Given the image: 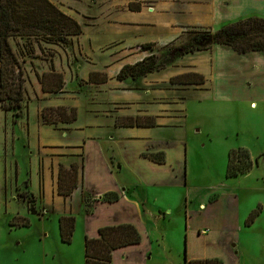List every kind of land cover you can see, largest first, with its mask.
<instances>
[{"label":"rangeland","instance_id":"374dc122","mask_svg":"<svg viewBox=\"0 0 264 264\" xmlns=\"http://www.w3.org/2000/svg\"><path fill=\"white\" fill-rule=\"evenodd\" d=\"M49 2L77 21L82 35L70 38L65 47L48 45L34 37L8 39L22 70L24 92L19 111L6 112L0 106V264H84L79 235L90 225L81 209L80 191L70 201L72 216L78 227V234L74 238L73 233L70 245H64L59 240L58 220L54 217L42 220L39 218V214L43 215L42 208L35 206L38 215L35 216L27 211L25 205L40 201L41 193H36V169L38 173L44 169L54 172L59 165L68 167L72 163L82 167L79 172L84 174L83 190L90 199H98L100 203L104 196L100 192L120 190L130 183H139L145 191L146 205L166 212V219L158 223V231L156 226H147L146 230H142L140 244L128 250L129 256L125 260H120V255H116L115 264H186L184 259L188 261L190 258H217L222 264H264V155L260 156L263 152H256L262 149L261 144L264 143V109L260 110L258 106L256 111H250L248 100L241 102L245 103L244 107L237 106L236 94L231 90V85L241 79V69L246 68L248 63L239 60L238 56L230 57L224 52L215 55L213 51L201 52L195 58L191 55L180 58L176 64L194 62L196 69L205 74V89L185 91L187 89L184 88L190 86L175 85L177 92H174L175 98L169 112L160 107L157 111L155 106V109H151L150 103L166 102L165 97H160L164 100L145 97L141 90L150 89L149 85L142 87L135 81H118V87L114 84L122 66L134 64L151 53L161 58L164 56L166 45L156 44L153 52H143L140 44L134 40L138 36H158L168 18L129 11V6L133 10L154 9V3L158 0ZM168 6L176 9L180 5L173 2ZM196 8L193 10L200 12H196L192 19L199 20V17L212 12L209 4L197 5ZM226 11L223 10L229 13ZM232 15L223 13L220 16L225 21L222 26L233 23ZM135 22H145L147 25L128 26ZM199 28L216 31L220 26H189L172 43L185 42L186 34ZM212 57L216 59L212 60ZM43 72L61 75L65 85L61 99L43 98L39 83ZM91 72L98 74L97 80L104 74L105 83L109 85L101 87L99 85L102 84L89 83ZM261 85L264 87L262 78L254 79L253 83L248 80L245 97L249 93H257ZM137 93L142 94L141 102L136 101ZM144 101H148V104ZM57 103L74 104L77 114L74 128H68L73 123L43 127L45 124L40 117L42 109ZM125 117H151L156 127H160L158 123L163 125L165 122L171 127L154 128L146 134H137L141 138L134 142L126 138L118 140L132 133L130 129H116L120 127L115 126V121L119 118L124 122L122 119ZM94 125L99 126L90 127ZM106 130L116 142L100 145L96 140H85L90 135H102ZM68 142L74 145H65ZM180 145L182 150L187 149V158L185 156L184 159L187 183L176 193L165 194L162 192L166 189L163 184L152 185L150 181L164 183L166 178L141 176L144 165L137 155L154 151L170 154L174 156L172 164L175 171L180 173L184 164L180 159ZM101 148H104L105 154H112V161H123L121 168L118 171L113 169L115 172L111 175L103 168L105 157L99 152ZM238 149L245 150L252 162L257 161V165L254 164L244 176L227 179L228 154L230 150ZM139 174L141 177L137 176ZM10 193L12 199L9 198ZM214 193L223 195L222 199L219 198L226 214L221 215L223 230L218 229V208L215 211L212 209V212L206 207L199 209L204 196ZM215 194L210 201L216 199ZM88 196L82 198L84 206ZM126 198L131 200L136 197L127 194ZM68 202L54 204L55 211L62 214L63 210L67 212ZM88 202L91 203L90 200ZM257 209L258 217L246 227L248 216ZM103 213L106 215L107 212L99 211L93 219L101 218ZM18 217L27 220L28 227H10V222ZM132 217V213H127V219ZM197 229H200V233Z\"/></svg>","mask_w":264,"mask_h":264},{"label":"trees","instance_id":"16d2710c","mask_svg":"<svg viewBox=\"0 0 264 264\" xmlns=\"http://www.w3.org/2000/svg\"><path fill=\"white\" fill-rule=\"evenodd\" d=\"M130 12H139L140 9H131ZM82 35L80 24L57 9L49 0H0V106L6 112L20 110L23 101V74L19 68L15 55L12 53L8 39L12 38H40L48 45L65 47L69 39ZM185 42L171 43L165 46L164 56L159 57L155 53L144 57L132 65H124L116 75V80L135 81L145 78L149 74L164 70L186 55L196 52L208 51L214 45L230 48L236 54L262 53L264 55V18L249 16L239 21L224 25L216 31L211 29H198L187 33ZM143 52H153L155 43L140 46ZM17 70V73H15ZM98 74L91 73L88 82L103 84L106 76L102 75L97 80ZM41 90L46 94L61 93L64 82L60 74L55 72L45 73L39 79ZM172 85L199 87L205 84V79L196 73H188L176 76L170 80ZM41 121L45 125L55 126L72 124L76 121L77 114L74 108L56 107L45 108L41 112ZM124 122L118 118L115 126L120 128H155L156 124L151 117H125ZM151 162L163 165L162 153L145 155ZM249 154L242 149L233 150L228 154L225 177L236 179L250 172L253 165ZM77 164L72 163L68 168L59 167L57 177V194L64 198L69 197L78 188L81 172ZM80 174V175H79ZM79 176V177H78ZM119 199L116 193H106L102 203L112 204ZM90 198L86 199L85 207L89 212ZM28 204V212L37 215ZM259 210L250 213L245 226H250L258 217ZM59 240L64 245H70L75 228V219L72 216L60 217L57 221ZM10 227H28V222L22 218H16L10 222ZM141 237L132 225L107 226L98 230V237L94 239L84 238L83 259L84 264H112L113 252L140 244ZM186 264H222L218 259L189 260Z\"/></svg>","mask_w":264,"mask_h":264},{"label":"crops","instance_id":"0c3cea01","mask_svg":"<svg viewBox=\"0 0 264 264\" xmlns=\"http://www.w3.org/2000/svg\"><path fill=\"white\" fill-rule=\"evenodd\" d=\"M173 2L178 3V5H180V6H178L176 9L170 8L168 5L170 3H173ZM207 4H209L210 7L212 8V12L205 14V16L199 17V20L195 19V18L192 19V17L196 16L195 15V14H197L196 12H200V10L198 11V10H193V9H195L197 5H207ZM154 5H155L154 9L140 10L139 13L146 14V15L155 14L157 16H164V17H167L168 20L164 21L165 22L164 30H162L158 34V36L149 37V38H142L141 36H138L137 39L134 41H135V43L138 42L140 44V46L143 44H148V43H155L157 45L170 44L174 40H176V38H178V36L181 35L182 31L185 28H187L189 26H195V27L200 26V27H211V28L216 27V26L221 27L222 24L225 22L224 19L220 18V16H222L223 13L226 15H232L233 14L232 15L234 17L233 22L239 21V20L244 19V18L249 17V16H256V17L264 18V0H175V1L158 0V2H155ZM167 6L169 7L170 10L167 8ZM224 9L227 10L226 12H229V13L223 12ZM136 13H138V12H136ZM196 18H198V17H196ZM210 20H213V22H209ZM217 22L219 24H217ZM209 23L212 25L210 26ZM227 24H230V23H227ZM141 25H147V24H145V22L144 23H136L135 22V23H129L128 24V26H140V27H141ZM208 51H213L215 53V55L217 52H224V53H226V55H228L230 57L238 56L239 60L245 61L246 64L248 63L246 68L244 66L241 69V71H242L241 75H240L241 79H237L235 85H233V84L231 85V90L234 91L236 94L237 106L239 105L241 107H244L245 103H241V102H244V100H248L247 104L249 106L250 111H256L258 106L260 107V110H263L264 109L263 108L264 107L263 106L264 105V87L261 85L262 88L257 90V93H254V94L249 93V95L246 97H245V88H246V84H247L248 80H250L253 83L254 79H257V78L264 79V55L262 53H247L244 55H239V54H236L234 51H232L230 48L220 46V45H214ZM202 52H206V51H202ZM200 54H201V52H196V53L189 54V55H191L195 58V57H198ZM247 57H251V58H247ZM214 59H216V57H212V60H214ZM178 60L179 59H177L174 63H172L171 65H169L168 67H166L162 71L155 72V73L149 74L145 78H140L138 80H135V83L138 85L139 84L142 85V87H145L147 85H149L151 87L150 89H147L144 91L141 90V93L142 92L145 93L144 94L145 97L148 98L149 96H151L152 99H154L155 97L159 98V99H162L160 97H165L166 102L157 103V102L153 101L154 103H150L151 104L150 106H152V107L155 106L157 111L159 109H161L163 111L165 109L168 110L169 107H171V103L175 98L174 92H177L174 90L175 85H172L170 83V80L172 78H174L176 76L188 74V73H196V74L201 75L205 79V74L201 70L196 69L194 62L193 63H186V65H185V63L176 64V62ZM127 65H132V64H127ZM173 68H174V70L170 71V69H173ZM45 73H47V72H43V74H45ZM48 73H50V72H48ZM91 73H96V72H91ZM40 74H42V73H40ZM88 78H89V76H88ZM126 81H131V80L128 79ZM115 82H116V84H114V86L118 87V83H119L118 80ZM205 82H206V79H205ZM65 84H66V82H65ZM107 84L108 83H105V84H102L99 86L104 87ZM204 86H205V84L203 86H199V87H192V86L189 87L188 86L189 88H184V90L187 89L185 91H190V90L201 91V90L205 89ZM40 87H41V85H40ZM194 88H196V89H194ZM64 90H65V85H64L61 93H63ZM185 91H183V92H185ZM40 93L44 94L43 98L44 97H46V98L47 97H50V98L54 97L55 99H61L60 97L63 95V94L61 95V93H59V94H46V93H43L42 90ZM141 93L136 94V101H139V102L142 101L143 98H142ZM154 95H156V96H154ZM50 98H47V99L50 100ZM162 100H164V99H162ZM72 102H73V100H72ZM143 103L148 104V101H144ZM44 104L48 105V104H53V103H44ZM57 104L58 105L44 107V109L45 108H56V107L74 108V104L73 105H64V104H60V103H57ZM150 106H148V107H150ZM158 107H160V108L158 109ZM252 107H254V108L252 109ZM155 108L153 107L151 109H155ZM167 110H165V111H167ZM167 112H169V110ZM93 116H104V114H93ZM167 120H169V118ZM157 125L160 127H155V128H170L171 127V125L167 126L168 125L167 122L163 123V125H159V123ZM96 126H99V125H96ZM96 126L94 125V126H90V127H96ZM43 127L49 128L46 125H44ZM68 128L69 129L74 128V123L70 126L68 125ZM108 128H109V126H108ZM114 128H116V127H114ZM116 129H121V128H116ZM124 129H130L131 130L130 132H132L131 135L129 137H120L118 140L126 138L127 140L130 139L131 142H134L135 140L141 138V136L137 135V134H146V133H148V131L150 129H154V128H148V129L124 128ZM137 131H141V132H137ZM143 131H146V132H143ZM104 132L105 133H103L102 135H97V136H93V135L91 136L90 135L89 137H86L85 140H87V142L96 140L98 142V144H100V145H105L106 142L107 143L108 142L112 143L113 141L116 142V139L112 138V136L109 135L107 130ZM72 133H74V132H72ZM72 133H70V134H72ZM85 140H83L84 145H85ZM70 144L74 145V143H70V142H68L65 145H70ZM94 144L95 143H93V145ZM261 146H263L262 149H258L256 152L257 153L263 152L260 155V156H263L264 155V143H262ZM230 151H232V150H230ZM99 152L101 155L103 154L105 157L103 168L106 170V172L108 174L111 175V173L118 171L121 168L123 161L122 162H121V160L112 161L111 160L112 154H105L104 148H101V150H99ZM157 153L164 154V164L163 165L155 164V163L151 162L150 160H148L146 157H144L145 155L157 154ZM185 156L187 158V149L184 148V150H182V146L180 145V159H181V162L184 161V164H183V172L177 173V171H175L173 164H172V160H173L172 157H174V156L167 154L165 152H159V151H154L153 153H144V152L138 153L137 158L139 160H141L142 164L144 165V168L141 169L144 173L141 176H143L145 178H151L150 175H154L155 177L163 176L164 178H166V181L164 183H156L155 184V182L153 183L154 180H152V181H150V184H152V185L163 184L166 187V189H164L162 191L163 193L174 194L177 192V189L182 188V186H185L187 183V180L185 181L186 176H185V172H184L185 171V164H186V161L184 160ZM257 158H259V156ZM60 166H62V165H59V167ZM59 167L57 169H55L54 172H51L50 170L47 171L46 169H44V170L40 171V173H38L39 170L37 171V169H36V180H37L36 193L38 194L40 192L41 197L39 199L40 201L37 200V201L33 202L32 207L34 208V210H36L35 206L42 208V214L43 215L39 214V218H41L42 220H47L50 217H54L57 221L60 217L72 216V212H71V208H70V201H71V198L73 197V195L76 192L80 191L81 201H82L81 209L83 208V212L85 213L86 220H87V222L89 221L88 223L90 225L89 229L82 231V233L80 232L79 237L81 238L80 243H81L82 249H83L84 238H90V239L97 238L98 237V230L100 228L107 227V226H118V225L129 224V225H132L136 228V230L140 234V237L142 240V230H146L147 226H149L151 224V226H153V227L156 226L155 227L156 231H158V223L163 222L167 217L166 212H164L162 210H154V207H149L148 205H146L145 191L140 186L139 183H130L127 186H125V188H120V186H119L120 190L108 189L104 192H100V194L103 193V195H104L106 193H116V191H117L116 194H118L119 199L117 202L112 203V204H106V203L103 204L102 202L98 203L99 202L98 199H93V200L90 199L91 203H90L89 212H87V210L85 212V206L83 204L82 198L84 196H88V195L87 194L85 195L84 194L85 192L83 190L84 189L83 188V186H84V174L81 175L78 188L75 189L69 197L64 198V197L59 196L57 194V177H58ZM68 167H65V168H68ZM113 169H115V171H113ZM137 176H140V174ZM39 185H41V186L39 187ZM15 186H16L15 187V190H16V188H17V182L16 181H15ZM30 191L35 196L36 193L32 191L31 187H30ZM131 193H132V195H131ZM11 194L12 193L9 194L10 199H12V197H13ZM127 194H128V196H131V197L135 196L136 198H134V199L131 198V200H128L126 198ZM214 194L205 195L204 196V202L199 205V209L204 210L206 207L208 209H211V212H212V209L215 211L218 208V213L220 214V218L218 217L219 219L217 220L218 227H219L218 229L223 230L224 226H223V223L221 222V215L222 214L226 215V214L223 212V211H225V208H223V204L219 201V198H221L223 195L219 196V194H215L216 199H214L213 201H210L211 198L214 196ZM136 195H138V197ZM14 200L17 202H20L19 199L14 198ZM21 202L26 203L25 201H21ZM58 202H63V203L68 202V206L66 208L67 212H64V210H63V214H62V212L57 213L55 211L54 204H57ZM25 205H26V208L28 209L27 204H25ZM99 211H106L107 213H106V215L103 213L101 218L93 219L94 214H96ZM126 212L132 213V215H133L132 219H127V213ZM184 213L186 215V212H184ZM197 231H198V233H200V229H197ZM77 234H78V227L76 226V223H75L74 238H75V236H77ZM158 235L160 236V234H158ZM132 247H135V246L125 247V248H122V249H119V250L113 252L112 264H115L116 255H120V260L127 259V257L129 256L128 250L131 249ZM205 259H217V258H205ZM189 260H204V259L190 258Z\"/></svg>","mask_w":264,"mask_h":264}]
</instances>
